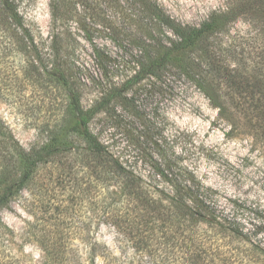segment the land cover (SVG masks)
Segmentation results:
<instances>
[{"label":"trees","instance_id":"obj_1","mask_svg":"<svg viewBox=\"0 0 264 264\" xmlns=\"http://www.w3.org/2000/svg\"><path fill=\"white\" fill-rule=\"evenodd\" d=\"M104 5L116 11V18L104 14ZM49 6L53 26L82 12L95 25L107 30L115 43L121 40L126 28L134 27L142 37L134 41L137 55L131 77L103 89L95 105L86 110L81 106L78 90L69 83L67 54L59 35L52 37L46 55L39 50L16 2L0 0V55L17 58L23 78L32 81L38 89L45 84L66 97L64 114L47 128V141L29 149L19 144L11 128L0 118V214L23 190H37L42 195L39 190L42 173L50 172L52 176L58 172L60 163L69 172V160L78 155L80 163L88 169L91 216L115 227L135 253L145 257L164 253L159 264H230L231 243L246 242L248 234L217 209L212 191L187 168L175 171L166 164L154 168L150 181L145 182L98 139L90 130V123L96 114L108 113L110 106L113 111L118 107L140 120L133 85L169 71L190 74L195 68V52L209 54L208 47L215 37L244 16H264V0H238L227 9L212 13L198 26L180 23L151 0H50ZM162 31L170 32L173 39L156 35ZM238 51L233 53L236 59L231 63H216L215 57L208 58L211 73L202 78L204 92L219 115L232 120L233 129L241 119L242 125L253 132L254 140L264 141V49L253 56L242 48ZM94 60L106 78L109 77L108 68L115 59L95 49ZM235 114L240 117L236 122ZM117 122L128 132L122 120ZM73 137L81 139L83 146H76ZM111 186L115 187L114 192L110 191ZM96 222L88 221V237L84 241L88 248L86 258L78 255L73 242L63 237L60 230L40 227L38 243L48 258L47 264H95L97 259L104 264H126L94 238L93 227L100 226ZM8 234L10 231L3 227L0 218V264H31L8 246ZM236 246L235 250L241 248ZM255 248L264 261V251ZM247 250L248 247L244 249ZM170 258L176 261L171 262ZM240 260L242 264L249 263L246 257Z\"/></svg>","mask_w":264,"mask_h":264},{"label":"rangeland","instance_id":"obj_2","mask_svg":"<svg viewBox=\"0 0 264 264\" xmlns=\"http://www.w3.org/2000/svg\"><path fill=\"white\" fill-rule=\"evenodd\" d=\"M14 1L41 52L49 54L54 34L62 39L64 54H67L68 80L78 90L84 109L95 105L103 89L121 84L133 74L137 55L134 41L142 37L134 27L124 29L121 40L115 43L108 31L95 25L87 13L80 12L71 20L53 26L50 0ZM151 1L180 23L198 26L212 13L225 10L238 0ZM109 7H102L104 14L116 18V11ZM156 35L173 39L168 31ZM210 45L209 54L195 52V68L190 74L169 71L132 86L137 93L140 120L118 107L113 111L110 106L108 113L95 115L90 130L145 182L150 181L154 168L161 164L171 165L175 171L181 167L191 171L212 191L211 198L217 209L248 234L246 242L231 243L230 264H242L243 257L249 261L243 264H264L255 248L258 246L264 251V141L254 140L253 132L242 125L241 119L235 121L237 114L233 117L237 127L233 129L232 120L221 117L206 96L202 81L207 72L211 73L208 58L215 57L216 63H231L236 59L233 53L241 48L252 56L264 49V16H244L217 35ZM95 49L115 59L108 68L111 74L107 78L94 60ZM20 67L17 58L0 55V118L11 128L19 144L29 149L47 141V128L64 114L66 97L45 84L38 89L32 81L23 78ZM114 115H118L117 118ZM121 120L128 132L118 125L117 121ZM72 141L78 147L83 146L77 137ZM69 162V172H65L60 163L58 172L52 176L50 172L42 173L39 179L42 195L37 190H23L8 209L1 212L2 225L10 231L6 236L8 246L31 264H47L48 258L38 243L37 233L40 227H45L49 231L60 230L63 237L73 242L78 255L86 258L88 248L84 241L88 237V221H97L96 225L100 226L93 227L94 238L122 261L159 264L164 253L140 256L115 227L91 216L88 169L80 163L78 155ZM110 191L114 192L115 187L111 186ZM236 245H241L238 253ZM246 247L248 250L244 251ZM95 264L104 263L97 259Z\"/></svg>","mask_w":264,"mask_h":264}]
</instances>
